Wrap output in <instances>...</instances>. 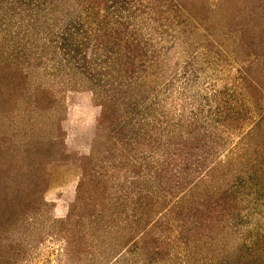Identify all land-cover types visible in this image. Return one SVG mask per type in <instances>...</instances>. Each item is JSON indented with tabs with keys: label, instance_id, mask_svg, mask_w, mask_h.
<instances>
[{
	"label": "rangeland",
	"instance_id": "374dc122",
	"mask_svg": "<svg viewBox=\"0 0 264 264\" xmlns=\"http://www.w3.org/2000/svg\"><path fill=\"white\" fill-rule=\"evenodd\" d=\"M0 211V264L263 245L264 0H0Z\"/></svg>",
	"mask_w": 264,
	"mask_h": 264
},
{
	"label": "trees",
	"instance_id": "16d2710c",
	"mask_svg": "<svg viewBox=\"0 0 264 264\" xmlns=\"http://www.w3.org/2000/svg\"><path fill=\"white\" fill-rule=\"evenodd\" d=\"M50 97V96H49ZM51 99H54V96L52 95V97H50ZM52 103H53V101H52ZM51 105V104H50ZM58 129H61V127H60V125H59V122H58V127H57ZM52 141V140H51ZM54 145H53V149H56V144H55V142L53 143ZM38 156H39V154H37ZM49 157V156H48ZM55 158V157H54ZM54 158H49L48 160H51V159H54ZM30 159V158H29ZM42 161H47V158H46V160L45 159H43ZM30 163L32 164V166H33V169H32V171L35 169L34 168V165H33V162H32V160L30 159ZM31 167V166H30ZM35 167H36V169H39L38 168V166H36L35 165ZM36 171H34V173H35ZM37 173V172H36ZM31 174V173H30ZM29 174V175H30ZM39 175L37 176L38 177V179H39V176L41 177L42 175H41V173H38ZM33 176H34V174H33ZM41 181V180H40ZM37 190H35V191H30L27 195H30V193H32L34 196H35V192H36ZM81 192H82V190L80 191V192H77V196H76V198L78 199L80 196H81ZM74 206H75V204H74ZM3 216V214H2V212L0 211V217H2ZM257 243H259V241H257ZM152 251H157L156 250V247H155V249L153 248V250ZM252 251V252H251ZM157 253V252H156ZM225 263L224 264H264V244L263 245H260V246H256L254 249H252V248H243V247H241V249H239L238 251H236V254L235 255H233V257L231 256V258H228V259H225V261H224Z\"/></svg>",
	"mask_w": 264,
	"mask_h": 264
},
{
	"label": "crops",
	"instance_id": "0c3cea01",
	"mask_svg": "<svg viewBox=\"0 0 264 264\" xmlns=\"http://www.w3.org/2000/svg\"><path fill=\"white\" fill-rule=\"evenodd\" d=\"M80 94H84V93H80Z\"/></svg>",
	"mask_w": 264,
	"mask_h": 264
}]
</instances>
